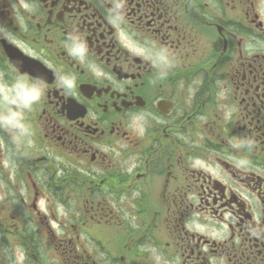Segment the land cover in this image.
Segmentation results:
<instances>
[{"label": "flooded vegetation", "instance_id": "obj_1", "mask_svg": "<svg viewBox=\"0 0 264 264\" xmlns=\"http://www.w3.org/2000/svg\"><path fill=\"white\" fill-rule=\"evenodd\" d=\"M0 264H264V0H0Z\"/></svg>", "mask_w": 264, "mask_h": 264}]
</instances>
